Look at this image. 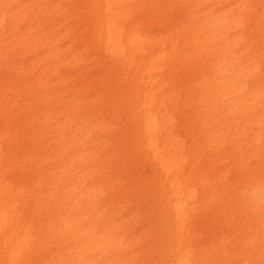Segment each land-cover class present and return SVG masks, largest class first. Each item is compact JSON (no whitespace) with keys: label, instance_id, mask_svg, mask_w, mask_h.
<instances>
[{"label":"bare ground","instance_id":"6f19581e","mask_svg":"<svg viewBox=\"0 0 264 264\" xmlns=\"http://www.w3.org/2000/svg\"><path fill=\"white\" fill-rule=\"evenodd\" d=\"M0 264H264V0H0Z\"/></svg>","mask_w":264,"mask_h":264}]
</instances>
